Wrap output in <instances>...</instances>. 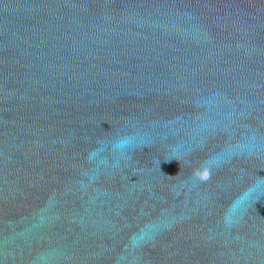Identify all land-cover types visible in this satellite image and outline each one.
<instances>
[{
	"label": "water",
	"instance_id": "1",
	"mask_svg": "<svg viewBox=\"0 0 264 264\" xmlns=\"http://www.w3.org/2000/svg\"><path fill=\"white\" fill-rule=\"evenodd\" d=\"M0 264H264V0H0Z\"/></svg>",
	"mask_w": 264,
	"mask_h": 264
},
{
	"label": "clouds",
	"instance_id": "2",
	"mask_svg": "<svg viewBox=\"0 0 264 264\" xmlns=\"http://www.w3.org/2000/svg\"><path fill=\"white\" fill-rule=\"evenodd\" d=\"M131 142L130 138H122L118 140V145L126 146ZM193 177L201 182H205L211 177V165L208 162H204L200 167L193 170ZM231 226V221H229Z\"/></svg>",
	"mask_w": 264,
	"mask_h": 264
}]
</instances>
